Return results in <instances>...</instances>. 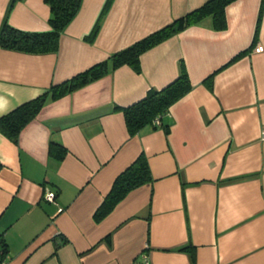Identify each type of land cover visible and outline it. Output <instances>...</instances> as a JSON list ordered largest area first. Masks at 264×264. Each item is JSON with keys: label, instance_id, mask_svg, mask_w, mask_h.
Listing matches in <instances>:
<instances>
[{"label": "crops", "instance_id": "obj_1", "mask_svg": "<svg viewBox=\"0 0 264 264\" xmlns=\"http://www.w3.org/2000/svg\"><path fill=\"white\" fill-rule=\"evenodd\" d=\"M205 1L111 0L102 13L106 0H82L55 51L0 46V116ZM49 14L45 0H0V29L44 31ZM225 17L222 29L209 15L146 50L138 71L124 64L48 100L17 142L0 132L2 264H264V0H234ZM182 66L191 88L163 115L168 132L130 134L123 108ZM141 152L152 180L96 221Z\"/></svg>", "mask_w": 264, "mask_h": 264}, {"label": "trees", "instance_id": "obj_2", "mask_svg": "<svg viewBox=\"0 0 264 264\" xmlns=\"http://www.w3.org/2000/svg\"><path fill=\"white\" fill-rule=\"evenodd\" d=\"M82 0H45L50 9L49 28L44 31H26L4 22L0 29V46L27 53L53 52L58 48L59 36L77 13ZM234 0H206L201 5L174 18L171 22L152 31L144 37L111 53L106 59L96 62L88 68L72 75L70 78L52 84L41 94L26 100L0 116V132L10 140L17 142L20 131L39 113L48 100H56L88 83L95 81L111 70L124 64L131 65L136 71L139 68V57L146 50L177 34L191 24L206 16H212L214 27L226 26L225 7ZM111 0H106L102 13ZM99 28L95 23L86 37L92 41ZM245 51L237 54L241 56ZM211 86V75L205 81ZM191 88V82L182 66L179 75L159 90H149L140 100L123 108L125 123L130 134L136 133L146 124L162 125L168 132V124H163L162 117L172 103L177 101ZM159 119V124L154 119ZM49 155L62 158L66 149L52 140L48 143ZM152 180L147 157L141 152L128 166L114 178L111 188L93 214L96 221L101 220L132 189ZM186 247L185 249H187ZM6 249V248H5ZM5 251V250H4Z\"/></svg>", "mask_w": 264, "mask_h": 264}, {"label": "built area", "instance_id": "obj_3", "mask_svg": "<svg viewBox=\"0 0 264 264\" xmlns=\"http://www.w3.org/2000/svg\"><path fill=\"white\" fill-rule=\"evenodd\" d=\"M154 123L155 124H159V119L158 118H155L154 119ZM43 198L45 200H48V201H52L54 199V193L49 189V188H45V190L43 191ZM144 261L146 262V258L144 259ZM0 264H2V262L0 261Z\"/></svg>", "mask_w": 264, "mask_h": 264}]
</instances>
